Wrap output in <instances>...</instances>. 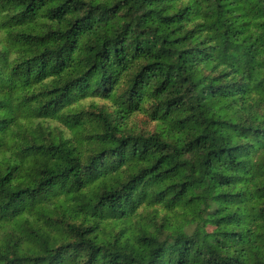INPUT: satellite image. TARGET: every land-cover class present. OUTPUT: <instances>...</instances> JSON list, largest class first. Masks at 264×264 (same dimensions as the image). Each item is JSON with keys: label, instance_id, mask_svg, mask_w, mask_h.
<instances>
[{"label": "clouds", "instance_id": "clouds-1", "mask_svg": "<svg viewBox=\"0 0 264 264\" xmlns=\"http://www.w3.org/2000/svg\"><path fill=\"white\" fill-rule=\"evenodd\" d=\"M0 264H264V0H0Z\"/></svg>", "mask_w": 264, "mask_h": 264}]
</instances>
